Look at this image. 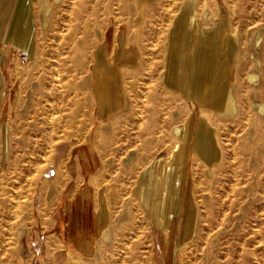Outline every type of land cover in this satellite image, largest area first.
I'll return each instance as SVG.
<instances>
[{"label": "rangeland", "instance_id": "1", "mask_svg": "<svg viewBox=\"0 0 264 264\" xmlns=\"http://www.w3.org/2000/svg\"><path fill=\"white\" fill-rule=\"evenodd\" d=\"M88 1L94 12L75 20L77 0H28L18 37L9 32L13 44L7 32L21 0H0V264H187L203 247L200 228L218 235L208 264H264V0H190L197 23L175 53L169 39L187 0ZM76 23L90 29L78 69L65 43ZM115 29L140 64L124 79L127 104L111 131L97 134L111 222L77 252L62 246L70 229L63 206L41 227L31 202L59 144L72 156L87 152L92 51ZM201 124L218 148L209 174L196 155ZM214 176L220 181L207 197L202 181Z\"/></svg>", "mask_w": 264, "mask_h": 264}, {"label": "crops", "instance_id": "2", "mask_svg": "<svg viewBox=\"0 0 264 264\" xmlns=\"http://www.w3.org/2000/svg\"><path fill=\"white\" fill-rule=\"evenodd\" d=\"M9 30L7 37L14 44ZM117 33V29L108 36L103 32L101 42L92 51L93 65L88 74L91 96L88 115L92 130L87 152L72 156L69 154L68 144L63 142L59 144L52 161L44 170L41 186L36 190L31 202V206L40 211L36 225L41 227L48 226V211L63 206V213L68 212L67 221L70 229L67 241L61 245L77 252H87L111 222L112 192L105 184L106 175L102 170L103 152L97 149V143L104 140L97 138V134L105 136L111 131V118L127 104L124 79L129 71L140 64L137 49L129 45L132 42L128 40L129 44L127 42L118 44ZM1 68L2 62L0 83L3 79ZM152 168L154 172L156 167ZM177 175L182 184L185 177L178 171ZM181 194L182 189L176 188L175 196ZM142 206H150V203L146 205L143 203ZM154 219L157 222L163 217L160 215ZM159 225L162 226L161 222ZM28 246H31L30 241Z\"/></svg>", "mask_w": 264, "mask_h": 264}, {"label": "bare ground", "instance_id": "3", "mask_svg": "<svg viewBox=\"0 0 264 264\" xmlns=\"http://www.w3.org/2000/svg\"><path fill=\"white\" fill-rule=\"evenodd\" d=\"M27 1L28 0H21L20 5L17 7V10L15 11V17L13 18L11 26H10V30H9L10 35H13L16 38L18 37L17 31H18V27H19L20 22H21L20 20H21L22 16L24 15V12L26 11ZM101 1L103 2L102 4H104L107 7L108 1H110V0H101ZM70 6H71V4H70ZM48 9H49V5L46 4L43 8V17H44L43 22H42L43 28H46L48 26V21L45 17V14L47 13ZM94 10L95 9L93 8L92 5H90V2L88 0H77V7H75L72 10L71 16H72V18H74L76 20V19H79L80 17H82L84 13L90 14V13L94 12ZM181 10L182 11L178 14V16L175 19V25L172 28V35L169 39L170 50L172 53H175V50L178 51L177 48L180 46L179 43L181 41V34L182 33H186L187 35L190 34L192 32L194 25H196V23H197L196 14H195L194 9L192 8V4H191L190 0H187L184 3ZM81 29H83V31H84L82 36H81L82 41L78 40V37L76 35L77 31H79ZM89 30L90 29H89L88 25L76 23L75 26H72L70 28L68 34L66 35V39H65L66 42L65 43L69 44L68 47L70 50L71 62H72V65H74V69H78L79 67H81L85 64L86 53H87L86 50H87V47H88L89 41H90L89 35H88ZM23 39L25 40L24 46H26V42L28 41L27 36H25ZM65 40H63V41H65ZM177 54H178V57H182L183 53L178 52ZM174 61H175V59H174ZM55 71L52 72V74H54L55 76H58L59 73L55 72ZM252 77L253 76L249 75L248 78L251 79ZM74 83H75V81L74 82L72 81V84L70 86V89L73 90V92H72L73 95H74L75 90H76V88L74 87ZM86 86H87V84H86ZM228 100H229L228 103H230V102L233 103L232 95L229 96ZM71 104H72L71 106L73 107L76 104V100H72ZM74 110H76V109H74ZM72 116H74V115H72ZM178 129L179 128L177 126H175L174 130H175V132H177V134L179 132ZM199 132H201L202 138H201L200 148L197 150L196 155L200 157L201 162H204L203 164L205 166V169H203V170L206 171L207 174H209L212 171L209 168L208 164L217 155L218 148H217V145L215 143V139L209 135L210 132L206 128H204V126L202 124L199 127ZM7 135H8V127L6 125H4L3 126L4 149H7V145H6ZM199 163H200V160H199ZM199 166H200V164H199ZM200 171L202 172V170H200ZM201 176H202V178H204L203 172L201 173ZM215 176L210 180L206 179V180L202 181L203 185L201 187H202V190L208 195L207 197H210L212 190L216 187V184H218L220 181L219 178H216ZM225 190H224V193L227 195L228 191L227 190L225 191ZM200 229L205 230L204 231L205 235L203 234V231H202V234L198 231L199 234L197 235L195 240L198 242V244L199 243L202 244L203 247H201V249L204 252L201 253V249H198V253H195L196 251L194 250L195 252H193L192 256H190L189 263H187V264H208L209 260H210V254H211V252H213L214 246H215L214 245L215 243L213 242V240L218 241L217 233L212 232L211 230L205 229V228H200ZM210 232H212V233H210ZM141 243H142V241H140V240L137 242L139 247H140ZM137 257L138 258L140 257L139 251H138Z\"/></svg>", "mask_w": 264, "mask_h": 264}]
</instances>
